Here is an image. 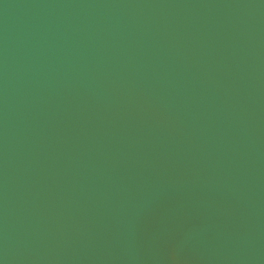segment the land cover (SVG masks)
I'll return each instance as SVG.
<instances>
[{
  "label": "water",
  "instance_id": "1",
  "mask_svg": "<svg viewBox=\"0 0 264 264\" xmlns=\"http://www.w3.org/2000/svg\"><path fill=\"white\" fill-rule=\"evenodd\" d=\"M0 264H264V0H0Z\"/></svg>",
  "mask_w": 264,
  "mask_h": 264
}]
</instances>
